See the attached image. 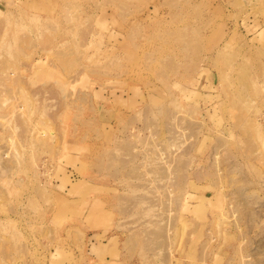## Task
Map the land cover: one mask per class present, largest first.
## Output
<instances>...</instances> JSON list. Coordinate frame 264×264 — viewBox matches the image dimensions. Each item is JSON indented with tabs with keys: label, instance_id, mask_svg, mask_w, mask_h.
I'll use <instances>...</instances> for the list:
<instances>
[{
	"label": "rangeland",
	"instance_id": "rangeland-1",
	"mask_svg": "<svg viewBox=\"0 0 264 264\" xmlns=\"http://www.w3.org/2000/svg\"><path fill=\"white\" fill-rule=\"evenodd\" d=\"M0 264H264V0H0Z\"/></svg>",
	"mask_w": 264,
	"mask_h": 264
}]
</instances>
